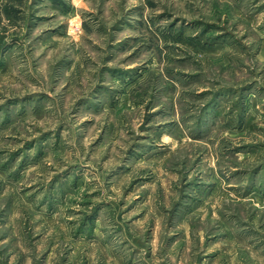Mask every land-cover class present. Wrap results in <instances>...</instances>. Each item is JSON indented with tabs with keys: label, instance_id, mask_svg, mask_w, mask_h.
Returning a JSON list of instances; mask_svg holds the SVG:
<instances>
[{
	"label": "rangeland",
	"instance_id": "374dc122",
	"mask_svg": "<svg viewBox=\"0 0 264 264\" xmlns=\"http://www.w3.org/2000/svg\"><path fill=\"white\" fill-rule=\"evenodd\" d=\"M0 264H264V0H0Z\"/></svg>",
	"mask_w": 264,
	"mask_h": 264
}]
</instances>
